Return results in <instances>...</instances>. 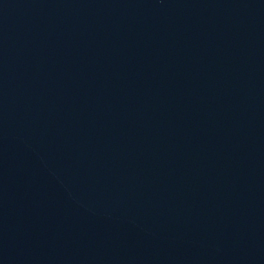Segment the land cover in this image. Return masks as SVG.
<instances>
[{
	"label": "water",
	"instance_id": "obj_1",
	"mask_svg": "<svg viewBox=\"0 0 264 264\" xmlns=\"http://www.w3.org/2000/svg\"><path fill=\"white\" fill-rule=\"evenodd\" d=\"M0 264H264V0H0Z\"/></svg>",
	"mask_w": 264,
	"mask_h": 264
}]
</instances>
